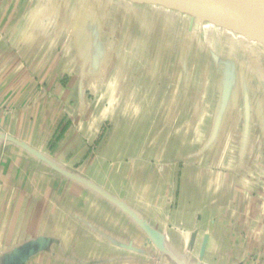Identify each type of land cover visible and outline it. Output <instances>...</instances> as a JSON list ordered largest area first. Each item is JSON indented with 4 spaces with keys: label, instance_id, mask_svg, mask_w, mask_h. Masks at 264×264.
I'll list each match as a JSON object with an SVG mask.
<instances>
[{
    "label": "crops",
    "instance_id": "crops-1",
    "mask_svg": "<svg viewBox=\"0 0 264 264\" xmlns=\"http://www.w3.org/2000/svg\"><path fill=\"white\" fill-rule=\"evenodd\" d=\"M46 1L0 0V264L39 238L21 264H264V47L205 25L231 43L196 58L209 70L142 69L156 56L120 47L180 14L126 0L54 14ZM192 79L194 94L214 80L213 104L187 103Z\"/></svg>",
    "mask_w": 264,
    "mask_h": 264
},
{
    "label": "water",
    "instance_id": "water-1",
    "mask_svg": "<svg viewBox=\"0 0 264 264\" xmlns=\"http://www.w3.org/2000/svg\"><path fill=\"white\" fill-rule=\"evenodd\" d=\"M133 4L160 7L168 11L180 14L189 19V27L200 32L199 28L203 24L211 25L215 28L226 30L228 32L240 35L248 41L257 43L264 47V0H126ZM194 23V24H193ZM213 52V51H212ZM217 56L216 53H210ZM218 64V62H217ZM222 68L217 67L220 71ZM261 88L264 93V81L261 82ZM22 146L29 153L42 161L48 163L54 169L60 166L51 161L46 156L25 145ZM124 211L136 221L137 225L154 243L157 250L166 255L170 260L174 257L163 245V239L159 233L153 231L139 217H136L127 207ZM45 241L39 238L34 243H29L21 251H16L18 256L13 258V264L24 263L36 252L45 246ZM173 264H185L176 259Z\"/></svg>",
    "mask_w": 264,
    "mask_h": 264
},
{
    "label": "rangeland",
    "instance_id": "rangeland-1",
    "mask_svg": "<svg viewBox=\"0 0 264 264\" xmlns=\"http://www.w3.org/2000/svg\"><path fill=\"white\" fill-rule=\"evenodd\" d=\"M81 2L82 0H56L55 3H53L54 4L53 5L52 0H47L45 4L46 6L45 8L49 9L53 6V8H55L54 14H56V13H61L62 8L64 7L67 8L68 6L70 9H72L73 7L75 9L79 7L82 8L81 6L83 4L79 6ZM37 5L38 4L36 3L35 6ZM58 6L61 8L60 11L59 10L57 11ZM171 22H172L171 30L168 32H161L162 35L160 37L158 36V33L156 31L155 35H153L154 37L152 38L148 37L147 39H143V42H144L143 45H139L136 47H120V48L123 49V52L124 50L125 52H131L133 54L135 53L145 54L149 52L150 54H153L156 56L157 58L156 61L150 64L154 68L150 67L147 63H145L143 67H141L142 69L150 68L151 70H155V71H160L161 69H164L162 71H167L168 70L167 65L171 63L172 70L184 69L188 73H192L194 70L195 71L198 70L197 71L198 73L201 70H206L209 68L208 64L205 65L204 67H202L201 65L199 66V63L195 62L197 57L200 58L199 61H201L206 57L207 54L217 53V52L219 54H225L230 49L231 43L229 39L223 37V35L222 36L217 35L216 37V35L215 34L213 35V33L211 32H208L209 34H205L202 32V29L206 24H203L202 26H200L199 28L200 32H197L194 30V28L190 29L189 19L184 16L182 17L180 16V18L177 20L176 19L174 20L172 18ZM54 24H56V22ZM39 26L41 25L39 24L38 27ZM43 28H45V26H43ZM33 31H35V33L37 34L36 37H38V35L41 32L39 30L38 31L33 30ZM43 32H45V30ZM188 32L191 33V35ZM194 32L198 34H195ZM225 43L228 46L226 48L225 47L223 48V44ZM75 48L77 49V47ZM232 49L234 50V53L237 56L238 55L241 56L243 54V52L241 51L242 48L240 46H233ZM168 58L172 59V61L171 62L168 61L167 60ZM182 59L186 60L187 62H184ZM245 59H246V56H245ZM263 59H264V56H263ZM228 65L230 66V62H227L225 64V66H228ZM211 81L212 82L210 84L212 86L209 85V88L212 89V87L214 86V80H211ZM191 82H193L190 84L192 88H190L189 86V88H187L188 92L186 93L187 103L191 104L192 101H195V102L203 104L204 106L206 105V103L208 105H210V103L212 104L214 103L215 93L213 92V90L211 91L206 86V84H203L201 85L200 88L196 90L197 93L194 94L192 93V89H195L194 86L196 85L198 86V83L196 79L194 80L192 79ZM185 113L187 115L186 117L187 121L189 122L188 117L190 118L191 115H188V110L185 111ZM205 117H207V114L205 115ZM255 145H256L257 150L263 149L260 141H257Z\"/></svg>",
    "mask_w": 264,
    "mask_h": 264
},
{
    "label": "built area",
    "instance_id": "built-area-1",
    "mask_svg": "<svg viewBox=\"0 0 264 264\" xmlns=\"http://www.w3.org/2000/svg\"><path fill=\"white\" fill-rule=\"evenodd\" d=\"M153 264H167L162 258H156Z\"/></svg>",
    "mask_w": 264,
    "mask_h": 264
},
{
    "label": "trees",
    "instance_id": "trees-1",
    "mask_svg": "<svg viewBox=\"0 0 264 264\" xmlns=\"http://www.w3.org/2000/svg\"><path fill=\"white\" fill-rule=\"evenodd\" d=\"M195 34H198V33H196V32H194ZM109 52V51H108Z\"/></svg>",
    "mask_w": 264,
    "mask_h": 264
}]
</instances>
